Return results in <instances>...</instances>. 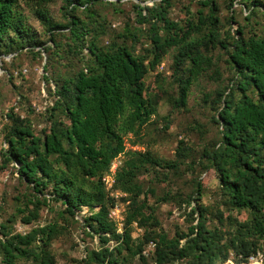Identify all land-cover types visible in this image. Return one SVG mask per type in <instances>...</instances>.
Returning a JSON list of instances; mask_svg holds the SVG:
<instances>
[{
	"label": "trees",
	"instance_id": "obj_1",
	"mask_svg": "<svg viewBox=\"0 0 264 264\" xmlns=\"http://www.w3.org/2000/svg\"><path fill=\"white\" fill-rule=\"evenodd\" d=\"M55 1L24 2L47 32L52 44L46 46L27 22L19 0H0V57L24 50L42 57L58 50L61 59L77 58L82 64L58 78L49 73L47 62L43 66L42 81L53 88L46 90L52 103L45 107L48 124L40 134L35 133L27 117L20 118L13 109L3 114L2 164L13 165L18 179L36 194L27 205L17 207L20 221L30 224L37 220L38 206L48 207V201L63 206L58 216L65 224V215L74 220L82 208H87L89 212L82 218L84 234L95 235L98 247L87 251L81 264H225L229 260L243 264L251 254L263 251L264 34L245 37V26L237 22L235 33L224 31L223 35L216 0L198 1L208 9L205 16L198 11L199 25L171 20L170 0H152L150 6L140 3L144 0H60L66 18L61 24L53 22L47 10ZM121 1L133 3L138 25H148L147 47L140 53L136 52L141 42L138 28H125L118 41L108 45L100 42L104 31L93 9L105 4L116 7ZM227 1L231 6L236 0ZM249 1L252 10L244 16L247 21L264 7L262 0ZM76 14H84V20ZM59 29L64 32L59 33ZM172 47L177 50L171 76L175 96L168 97L172 109H185L192 86L213 69L209 49L218 47L227 55L231 80L217 88L213 97L205 95L217 106L212 121L219 127L218 138L202 150L198 163L216 173L223 207L230 212L245 211L248 217L243 221L229 214L224 217L223 210L204 206L197 182L180 203L190 207L184 214L189 226L169 238L159 231L155 207L148 203L147 192L137 179L156 167L178 173L188 148L179 141L176 159L166 161L149 150H126L125 137H139L157 114L160 99L149 95L144 79ZM121 155L124 158L115 171L113 191L121 195L125 211L121 232H117L108 218L115 200L101 178ZM168 200L176 198L166 193L156 198V203ZM7 223H0V264H16L18 260L55 264L52 244L62 235L64 224L53 221L16 233ZM134 227L143 230L136 238L131 235ZM150 242L154 248L144 255Z\"/></svg>",
	"mask_w": 264,
	"mask_h": 264
},
{
	"label": "rangeland",
	"instance_id": "obj_2",
	"mask_svg": "<svg viewBox=\"0 0 264 264\" xmlns=\"http://www.w3.org/2000/svg\"><path fill=\"white\" fill-rule=\"evenodd\" d=\"M25 1L19 0V3L21 11L27 17V22L32 26L34 33L41 42H46V46L51 45L46 30L30 12L29 7L24 3ZM198 1L170 0L172 4L169 9L170 19L180 25H184L186 21L199 25L198 11H201L202 16H205L208 14V9L202 7ZM227 2V0H216V14L223 35L224 31L231 32V34L232 32L235 33L237 22L245 26V37L252 34L258 36L264 34V7L261 9L263 13L261 11L255 14L250 21H247L244 16L252 10L251 1L236 0L232 2L231 6ZM140 3L150 6L153 2L152 0H144ZM262 4H264V0H262ZM132 5L133 3L130 1H121L117 3L116 7L105 4L93 9L97 15L95 19L102 24L104 31V35L100 39L101 44L108 45L112 40L118 41L119 34L125 28L130 27L140 29L138 36H140L139 40L141 42L135 44L136 52L140 53L142 48L147 47L145 39L148 25L140 26L135 22V10ZM61 6V1L56 0L47 6V10L53 22L64 24L66 18L63 16ZM76 16L83 20L85 17L84 14H76ZM203 30L205 32L206 29L203 27ZM58 32L62 33L64 30L59 29ZM201 35L197 36L200 37ZM60 38V42L63 43L64 37L60 36ZM57 52L60 57L55 56ZM176 52L175 47L170 48L160 65L153 72L148 73L144 79L149 95L158 96L160 99L157 114L142 129L139 137H133L132 135L125 137L126 150L141 152L149 150L158 158L166 161L176 159L175 153L179 141H182L188 148V156L183 158L184 163L182 161L180 164V168L177 170L178 173H173L166 168L156 167L137 179L147 192L148 203L155 207V215L160 223L159 231L167 234L169 238L174 236L176 230L185 231L189 226L184 214L190 210V207L188 208L185 204L180 203L194 191L197 182L202 189L201 203L204 206H208L212 211L217 208L223 210L224 217L229 214L241 221L248 217L245 211L230 212L223 207L219 199L216 173L212 169L203 168L198 163L201 160L202 150L209 147L212 141L218 138L219 127L212 121V117L215 116L214 109L217 106L215 103H210L205 95L210 94L213 97L217 88L227 85L231 80L233 72L226 63L227 55L224 50L218 47L209 49L207 54L213 58V69L203 73L197 83L192 86L185 109H172L168 97L175 96V85L171 76ZM47 53H43L42 57H38L24 50L20 53L0 57V128L2 123H5L3 114L10 109H13L14 114L20 116V118L27 117L31 121L36 134H40L42 128L47 126V113L44 110L45 107L51 105L52 100L46 90L50 88L49 86L52 89L53 86L42 81L43 66L47 62L49 73L55 78H58V76L64 77V75L82 67L77 58L70 59L66 56L61 59L62 54L58 50L48 51ZM75 66L76 69H74ZM167 123H169V127L166 129L165 125ZM132 142H138V144L133 145ZM0 144H2L1 134ZM123 158L124 156L121 155L112 162H115L118 167ZM150 190L153 194L149 193ZM166 193L175 196L176 200L156 203V198H160ZM32 195L36 194L18 179L14 166L9 165L6 167L3 165L0 156V223H7V219L10 218V223H7V225L16 233L29 232L32 228L44 226L53 221H58L61 225L64 224L65 230L52 244L55 264H81L80 260L84 258L86 252L98 247V240L95 235L84 234L82 218L87 215L86 209L82 208L74 220L65 215L68 221L65 224L60 215L58 216L62 212L63 206L48 201V207L43 204L38 206L37 220L32 221L30 224H24L15 211L17 207L27 205V200L31 199ZM120 197L115 198L114 204H118L119 211L124 215L125 204ZM179 198L181 199L180 202L178 201ZM32 208L33 206L29 205V209ZM211 223L213 222L210 221L209 224ZM115 225L118 232V226L116 223ZM142 231V229L134 227L131 232L132 238L140 236ZM150 252L152 250L147 249L146 255ZM260 252L264 253V250ZM16 264L33 263L18 260Z\"/></svg>",
	"mask_w": 264,
	"mask_h": 264
},
{
	"label": "built area",
	"instance_id": "obj_3",
	"mask_svg": "<svg viewBox=\"0 0 264 264\" xmlns=\"http://www.w3.org/2000/svg\"><path fill=\"white\" fill-rule=\"evenodd\" d=\"M117 168L118 167L116 166V163L112 162L110 164L108 172L105 175H103L101 178L102 184L104 185L105 189L109 192L110 196L114 198V200L115 198L121 196L118 192L113 191L114 183H115L114 174ZM84 209H86L85 212L88 213V209L87 208ZM108 218L113 222L115 221L114 223H116L118 226V232H121L124 216L119 211L118 204H114V206L110 209ZM153 248L154 245L152 242H150L147 245V248L142 253L146 255L147 249L153 250ZM225 264H233V263L231 261H227ZM243 264H264V253L257 251L254 254H251L250 256L247 257V259Z\"/></svg>",
	"mask_w": 264,
	"mask_h": 264
}]
</instances>
